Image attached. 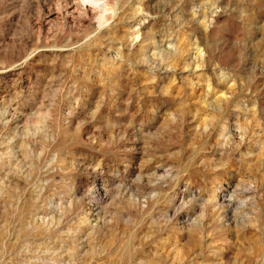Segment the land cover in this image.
<instances>
[{
	"label": "rangeland",
	"instance_id": "1",
	"mask_svg": "<svg viewBox=\"0 0 264 264\" xmlns=\"http://www.w3.org/2000/svg\"><path fill=\"white\" fill-rule=\"evenodd\" d=\"M84 1L0 0V264H264V0Z\"/></svg>",
	"mask_w": 264,
	"mask_h": 264
},
{
	"label": "bare ground",
	"instance_id": "2",
	"mask_svg": "<svg viewBox=\"0 0 264 264\" xmlns=\"http://www.w3.org/2000/svg\"><path fill=\"white\" fill-rule=\"evenodd\" d=\"M84 1V0H83ZM74 3V2H73ZM81 3V2H80ZM84 5L87 7L89 11L91 10H99L106 8V1L103 4L99 3V0H85ZM84 6V7H85ZM113 17V16H112Z\"/></svg>",
	"mask_w": 264,
	"mask_h": 264
}]
</instances>
